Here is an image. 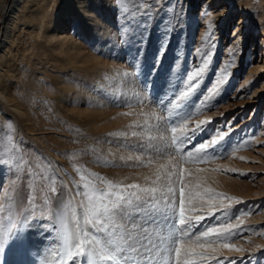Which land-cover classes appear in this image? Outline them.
Instances as JSON below:
<instances>
[{
  "label": "rangeland",
  "instance_id": "rangeland-1",
  "mask_svg": "<svg viewBox=\"0 0 264 264\" xmlns=\"http://www.w3.org/2000/svg\"><path fill=\"white\" fill-rule=\"evenodd\" d=\"M192 1L116 2L126 23L122 34L128 40L120 42L124 48L122 65L132 72L143 96L138 100L139 107H134L140 109V117L131 115L110 128H90L82 117L74 118L58 108V101L49 99L39 87L35 86L34 92L29 88L23 91L22 84L12 80L14 89L26 94L23 106L31 113V121L23 120L0 99V229L16 226L0 252V264H84L83 257L68 256L63 241L65 223L70 232L75 230L77 220L84 231L94 232L92 226L83 223L81 204L86 197L78 192L86 191L84 183L90 181L98 192L108 190L105 182L121 187L131 184L151 187L158 167L155 162L149 163L150 145L157 143L149 139L156 134L153 125H175L182 121L192 137L182 145L184 154L189 151L195 154L200 144L218 140L213 148L205 150L213 159L183 167L204 188L225 197L218 202L219 209H193L186 213L204 217L198 223L193 220L191 233L194 236L208 227L220 228L229 223L235 226L231 233H226L229 240L208 246L209 259L196 260L195 264H264V140L255 137L263 122L264 94L257 97V103L244 104L256 87L242 84L251 66V55L259 50V35L252 39L249 33L237 69L232 55L227 57L219 45L215 51L214 44H208L201 52L196 45L199 34L196 14L203 0ZM243 1L257 7L262 3ZM3 2L0 0V5ZM231 16L234 18L229 19L233 21L238 18ZM232 24L218 30L217 41L226 37L228 43ZM214 36L209 33L210 40ZM19 69L24 77L35 75L32 76L35 81L47 85L63 78L85 84L88 80L72 68L61 69L37 59L23 60ZM197 72L199 75L189 82L188 76ZM189 83L194 86L192 91L179 100ZM176 102L180 107L171 109ZM254 107L257 109L251 115ZM113 108L121 113L128 110L122 102L114 103ZM162 115L167 117L163 121L159 120ZM200 121L205 123L193 134ZM220 133L224 134L223 139H219ZM162 204L160 200L158 206ZM224 243L238 250H229ZM195 250L202 251L198 247ZM164 256L162 251L159 264H168L162 259Z\"/></svg>",
  "mask_w": 264,
  "mask_h": 264
},
{
  "label": "bare ground",
  "instance_id": "bare-ground-1",
  "mask_svg": "<svg viewBox=\"0 0 264 264\" xmlns=\"http://www.w3.org/2000/svg\"><path fill=\"white\" fill-rule=\"evenodd\" d=\"M259 1L262 3L257 7L243 0H203L196 14L199 25L196 45L201 52L208 44L213 43L215 51L219 45L227 57L232 55L236 69L249 33L252 39L255 34L259 35V50L251 55V66L242 83L257 89L251 91L244 104L257 103V97L264 94V0ZM116 2L4 0L0 5V99L23 120L31 121V113L24 108L23 97L26 94L23 95L22 91L18 92L19 89L12 86V80L16 79L22 84L20 88L23 91L29 88L34 92L35 86L39 87L49 99L53 97L58 101V108H63L74 118L82 117L90 128H110L126 121L131 115L140 117V109L134 107H139L138 100L143 96L138 91L140 87L132 72L122 65L124 48L120 42L127 43L128 40L122 34L126 23L122 12L117 10ZM232 8L234 10L231 11ZM230 11L231 15H238L236 20L233 21L234 17L228 15ZM227 24H232L228 43L226 37L221 42L217 41L220 34L218 30L223 31L222 28ZM209 33L215 34L212 40ZM29 59H37L39 63L61 69L72 68L77 75L88 79L85 81L87 84L63 78L54 85H47L35 81L32 77L35 75L24 77L19 64ZM117 102L126 104L127 113L114 110L113 104ZM256 109L252 108L251 115ZM262 120L261 128L255 132L258 141L264 140V115ZM227 129L233 131L231 125H227ZM112 149L107 151L113 154L115 151Z\"/></svg>",
  "mask_w": 264,
  "mask_h": 264
},
{
  "label": "snow or ice",
  "instance_id": "snow-or-ice-1",
  "mask_svg": "<svg viewBox=\"0 0 264 264\" xmlns=\"http://www.w3.org/2000/svg\"><path fill=\"white\" fill-rule=\"evenodd\" d=\"M198 75L199 72L193 73L187 79L191 82ZM193 87L189 83L179 100L187 98ZM179 107V102L171 105V109ZM171 109L168 110L169 115ZM166 118L162 115L159 120ZM204 123L200 121L192 130L193 134ZM153 128L156 134L149 139L157 143L150 145L152 160L149 163L155 162L158 167L155 178L150 181L152 186L131 184L121 187L105 182L108 190L98 192L90 181L85 182L83 188L86 191L78 192V195L86 197V201L81 204L83 223L92 226L94 232L84 231L79 220L76 221L75 230L70 232L65 223L63 241L69 257H83L84 264H159L158 257L163 251L165 256L162 259L168 264H195L196 260L209 259L206 255L208 246L230 239L226 233H231L235 227L230 223L220 228L208 227L193 236V220L198 223L204 217L186 215L193 209H219L221 205L218 202L225 199L222 194L204 188L183 167L204 164L213 159L214 156L205 150L213 148L218 140L211 139L200 144L195 154L191 151L184 154L182 145L192 139L187 134L184 121L175 125L155 124ZM223 136L220 133L219 139H223ZM160 200H163V204L158 206ZM12 227L0 229V252L3 251L6 239L13 233ZM223 246L229 250H238L227 243ZM197 247L202 251L197 252Z\"/></svg>",
  "mask_w": 264,
  "mask_h": 264
}]
</instances>
